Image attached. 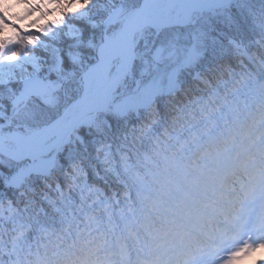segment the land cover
Masks as SVG:
<instances>
[{"label":"trees","instance_id":"trees-1","mask_svg":"<svg viewBox=\"0 0 264 264\" xmlns=\"http://www.w3.org/2000/svg\"><path fill=\"white\" fill-rule=\"evenodd\" d=\"M140 1L0 0V132L28 133L80 96L99 43ZM111 14L124 17L108 27ZM135 44L124 91L144 56L173 46L194 51L177 71L179 88L155 94L150 107L100 113L52 152L48 172L15 186L11 174L31 162L0 155V264H145L149 229L195 198L203 152L219 146L236 158L263 139L264 0H236L193 27L147 28ZM32 78L60 101L33 100L35 115L19 120L11 111Z\"/></svg>","mask_w":264,"mask_h":264},{"label":"snow or ice","instance_id":"snow-or-ice-1","mask_svg":"<svg viewBox=\"0 0 264 264\" xmlns=\"http://www.w3.org/2000/svg\"><path fill=\"white\" fill-rule=\"evenodd\" d=\"M201 159L193 178L195 198L179 205L166 227L149 229L150 258L145 264H209V260L213 264H242L246 257L264 250V235L253 239L235 232L230 241L210 252L197 233V225L210 210L231 212L233 219H239L246 207H252L264 224V155L225 158L216 146L204 151ZM255 264H264V256Z\"/></svg>","mask_w":264,"mask_h":264},{"label":"water","instance_id":"water-1","mask_svg":"<svg viewBox=\"0 0 264 264\" xmlns=\"http://www.w3.org/2000/svg\"><path fill=\"white\" fill-rule=\"evenodd\" d=\"M155 1H152V3ZM166 1H171L172 4H166L164 0H160V2H164L166 6L164 7L163 17H159L152 16L148 12H146V5L148 2L147 0H141L140 4L136 7V9L127 18L123 20L118 31L110 38L105 37L102 42L98 45L96 52V62L90 65L86 69V71L83 72L82 76L84 77L88 70L92 67L96 71L97 76L99 77V80L101 82L100 87L96 89H94L93 87L88 92L86 91V86H84L83 91L79 97L70 101L63 109V111L54 120L41 127L33 129L28 133L8 132L4 135H0V138H6L7 140H9V142L13 143V146H10L6 142L1 141L2 143L0 142V155L16 162H20L25 159L32 160L30 157L27 156V154H24L20 157H16V154L22 149L35 147L38 150H41L42 153L36 154V156L34 157L39 158L43 156L39 161V170L44 173L48 172L49 166L51 164V159L48 157L46 158L45 156L56 149L66 146L70 141L71 134L74 131L79 130L80 128L90 126L98 113L105 112L109 108L114 90L116 89L120 81L133 67L134 61L136 59L134 38L137 34H140V32L145 28L165 29L190 25L194 23L196 19L201 18L205 13L213 12V15L221 13L222 10H224L235 0H198V3L195 5H190L186 3L187 0ZM169 8H173L170 16L166 14ZM183 15L188 16L187 21L182 20ZM193 16L195 17L191 20V22L190 19ZM114 18L115 15L111 14L106 20V23L113 22ZM123 35H125V46L128 49L130 58L125 66H123L120 70L116 69L115 72L110 76L109 71L106 70L105 66L103 65V58L104 55L110 51L112 46H114ZM106 43L108 44V48L102 49V46ZM11 45L12 43L9 41L7 43L6 50H8ZM158 54L159 51L154 53V61H156ZM176 71L177 68L173 70L170 80L166 83L165 87L163 88L164 92L174 93L179 88V86L175 84ZM44 85L45 82L43 79L35 81V79L32 78L29 81H26L23 85L22 90L16 97L15 107L12 110L11 114L16 116L20 115L23 112V108L26 105L28 98L30 97L38 98L43 103L47 102V98L42 95V89ZM114 86H116L115 89L112 88ZM106 93H108L107 107L87 111L88 105L90 103H92L94 100L101 98ZM153 96V89H147L143 97H141V95L135 97L138 98L139 101L133 104V107H150ZM130 99H134V97H131ZM121 106H124V104H121ZM70 108L76 109L74 116L66 122H62L64 115ZM63 128H66V130L62 134L59 141L54 142V139H51L49 142H45V139L38 138V141L31 139L32 136H35L38 133H41L40 136H43L42 133L44 132L56 130L58 131V129L62 130ZM12 135L17 136V140L8 137Z\"/></svg>","mask_w":264,"mask_h":264},{"label":"rangeland","instance_id":"rangeland-1","mask_svg":"<svg viewBox=\"0 0 264 264\" xmlns=\"http://www.w3.org/2000/svg\"><path fill=\"white\" fill-rule=\"evenodd\" d=\"M165 6H166V4L164 2H160V1L159 2H153L152 4H149L147 6L146 12H148L152 16L163 17V15H164L163 14L164 13V7ZM172 10H173L172 8L168 9V11H167V15L168 16H170V14L172 13ZM218 14H220V13H218ZM218 14H216V15H218ZM216 15L215 14L213 15V12L205 13L201 18L196 19L194 21V23H192L190 25H186V26H181L180 28L193 27V26H195L198 23V21L204 22L209 17H214ZM123 17H124V15L123 16H115L113 22L106 23V24H107L108 27H110V26L116 24L117 21L122 20ZM194 17L195 16H193L190 19V21ZM172 28H174V27H172ZM145 29H147V28H145ZM145 29H143L140 32V34H137L135 37H137V39L142 37ZM155 30H157V29H155ZM189 34H191V31H190ZM183 36H185V35H183ZM173 40H175V39H173V38H171V40L168 39V42L173 41ZM135 47H136V44H135ZM153 51H152L153 54L155 52L159 51V54L157 55L156 61H154V60H152V61L151 60H146L147 59V57H146L147 55L144 56V54L146 52H143L144 62L140 65L139 70L137 71V77H136V81H135L133 87L131 89H129V90H125L124 91L123 87L126 86L125 83L123 82L124 78H125L124 77L120 81V83L118 84V86L116 87V89L113 92L112 101H111V104H110L109 108L107 109V111L101 112V113H106V112H108L109 110H112V109H114V111H117V112H120V113L127 112L128 109L130 108V105L133 106V104H135V103H137L139 101V99L135 98V97H137L138 95H141V97H143V95H144V93L146 92L147 89H153L154 96H155V94H157L159 92H164V90H163L164 82L170 80L173 70L175 68H177V71H178L182 67H186L189 64L188 59H192L193 58V56L191 55V51L194 53V51L192 49H190V50L189 49H182V47L175 48V46H173L172 49H169V48H167V50L164 49V51H163V49H156V51L155 50H153ZM135 52H136V48H135ZM152 52L150 53V55H152V59H153ZM187 57H189V58H187ZM177 61H179V64H176ZM119 63H120V58H118V57L111 61L110 65H109V69H108L110 74H111L112 71H113V73L115 72V70L117 68V65ZM131 71H132V69H131ZM131 71H129L128 73H130ZM177 71H176V76H177ZM94 72H91L89 74H87L88 73L87 72L84 77L82 76V81H83L82 82V88H84V86H86L88 92L94 87V85H95V83L97 81V75ZM158 79H162L161 82ZM82 91H83V89H82ZM44 93H45L44 95L48 98V101H47L48 104L54 105V106H57L59 104V101H60L59 95H57L55 90L53 92L51 90L48 91V90L45 89ZM131 97H134L135 99H131L130 100L129 98H131ZM121 104H124V106H121ZM75 111H76V109L70 108L66 112V114L64 115V117L62 119V122H66L67 120L71 119L74 116ZM99 114L100 113H98V115ZM34 115H35V112H34L33 107H32V102L28 101L26 103V105L24 106V108H23V112L20 115L15 116V117L17 119H19V120H25L26 118H31ZM6 124L7 123H4V125H6ZM8 132H12V133L19 132V133H22L20 131L13 130V131L0 132V135H4V134H6ZM50 140H51V138L45 139L44 141L45 142H49ZM3 141L6 142L7 144L9 143V140H7L6 138ZM255 149L259 150L260 152H264V139H263V141H262V143L260 145L258 144L257 146H255ZM52 152H50L49 154H47L45 156L46 158L48 157V158L51 159L50 166L52 165V161H53V155H52L53 153ZM253 156H255L256 158L260 157L259 154H255V155H252V156H249V157H253ZM42 157L43 156H41L39 158H35L33 160L25 159V160L30 161L31 163L26 164L25 166L18 168L14 173L11 174V176H10L11 179L9 178L10 180H8L9 187L10 186L12 187V185L15 186L16 184H19L20 181L25 176H27V175H29L31 173H35L36 171H40L39 170V161H40V159ZM227 158H231V156H228ZM25 160H23V161H25ZM23 161H21V162H23ZM21 162H18V163H21ZM50 166H49V168H50ZM210 215L215 218V216H214L215 213L214 212L211 211ZM260 253H262V254H260ZM261 256H264V251L263 250L257 252L256 255L253 256L254 259L252 257H246L245 261H243V264H252V263H249V262H251V261L255 262L256 259L261 257ZM209 264H213V262L212 263L210 262ZM215 264H218V262H215Z\"/></svg>","mask_w":264,"mask_h":264},{"label":"bare ground","instance_id":"bare-ground-1","mask_svg":"<svg viewBox=\"0 0 264 264\" xmlns=\"http://www.w3.org/2000/svg\"><path fill=\"white\" fill-rule=\"evenodd\" d=\"M152 1H155V0H147V5L148 6L149 4H152ZM157 1H160V0H156L155 2ZM166 4H172L171 1H166ZM186 3L190 4V5H195L198 3V0H187ZM173 9V8H172ZM167 14V13H166ZM182 20L183 21H187L188 20V16L187 15H183L182 16ZM108 48V44H104L102 46V49H106ZM120 58V63L117 65V69L120 70L123 66H125L127 64V62L129 61V58H130V54L128 52V49L126 48L125 46V35H123L121 37V39L114 45L112 46V48L110 49V51L104 55V62H103V65L105 66L106 70L109 69V65L111 63L112 60H114L115 58ZM95 70H93V68L91 67L88 71L87 74L91 73V72H94ZM96 73V72H94ZM97 75V74H96ZM101 85V82L99 80V77L97 76V81L94 85V89L100 87ZM116 86L112 87L113 89H115ZM112 89V91H113ZM87 91V89H86ZM108 93H106L104 96H102L101 98L97 99V100H94L92 103H90L88 105V108H87V111H92V110H95V109H99V108H105L107 107V98H108ZM96 118V117H95ZM94 118V120H95ZM94 122V121H93ZM66 130V128H63L62 130L58 129V131H50V132H44L42 133L43 136H40L41 133H38L36 134L35 136H32L31 139L32 140H36L38 141V138L39 139H49V138H52L54 139V142L56 141H59V139L61 138L62 134L64 133V131ZM10 137L11 139H14V140H17V136H8ZM3 141V138H0V142ZM2 143V142H1ZM39 153H42L41 150H38L37 148L35 147H30L28 149H22L20 150L17 154H16V157H20L22 155H26L28 157H30L32 160L35 158L34 156H36V154H39ZM255 229H256V232H255V235H264V225L262 226L261 225V221L259 220L258 223H257V226L255 225ZM255 235L253 236V239H255Z\"/></svg>","mask_w":264,"mask_h":264}]
</instances>
